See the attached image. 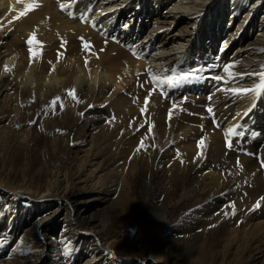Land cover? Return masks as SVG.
Masks as SVG:
<instances>
[{
    "label": "rangeland",
    "instance_id": "rangeland-1",
    "mask_svg": "<svg viewBox=\"0 0 264 264\" xmlns=\"http://www.w3.org/2000/svg\"><path fill=\"white\" fill-rule=\"evenodd\" d=\"M193 19L183 18L189 21L185 23L187 27L194 23ZM225 22L227 24L228 20ZM204 25L202 22L200 27ZM209 29L218 42L212 43L206 38V46L200 54L176 70L200 69L199 78L169 88L167 98L139 72L119 83L120 89L107 93L106 97L84 99L76 94L79 103L62 100V108L69 116L67 121L58 120L55 126L45 127L34 118V123L27 126L16 121L13 98L19 91L8 89L0 96V183L14 189L23 187L41 192L49 184L46 169H58L66 175L57 186L67 189L73 198H88L108 191L104 203L86 211L87 224L85 221L76 224L81 229L98 230L100 241L118 252L140 256L133 261L119 254L114 258L119 264H150L148 257L169 245L179 264H250L257 250L256 242L264 237V208L241 216L243 224H220L205 241L210 203L222 194H227L226 200H221L224 205L237 199L243 201V198L236 192V181L221 172V178L228 180L217 195L205 191L203 184L202 188L192 190L190 180L194 171L202 168V158L211 147L217 148L222 156L252 155L251 158L260 160L261 153L253 142L262 137L263 131L259 125L251 124L250 134L246 136L241 122L255 110L264 109V89L259 95H236L227 91L235 87L251 88L259 80L255 76L230 79L224 68L233 65L234 73L260 71L264 67V43L252 41L238 51L232 36L224 33L226 26L213 25ZM1 40V47L12 46V37ZM216 76L222 80L214 79ZM54 92L35 99L24 91L25 108L50 111ZM222 94L238 96L236 106H243L215 118L211 115L213 110L207 111L209 96ZM154 101L159 104L158 109L152 107ZM56 106H61L60 102L54 108ZM234 120L240 122L233 125ZM214 122L220 127H214ZM234 126L244 135L232 136L229 149L225 147L224 132ZM214 133H218L215 143L212 141ZM202 138L205 146L200 148L198 142ZM141 140L143 147L136 151ZM201 152L202 155H198ZM189 156L202 162L190 168ZM43 160L45 169L39 170ZM162 168L167 169V174L170 170L173 174H184L183 181L173 184L172 194L165 195L169 186L160 175ZM245 195L243 192V197ZM260 195H264V191L258 199ZM1 202L0 199V205ZM24 206L27 210L21 217L11 221L5 210L0 211V264H98L90 259L86 247L71 238L76 231L63 220L69 219L74 225L72 219L83 204H78L75 210L69 208L65 214L56 212V219L51 218L54 223L38 236L34 208ZM259 264H264V260Z\"/></svg>",
    "mask_w": 264,
    "mask_h": 264
},
{
    "label": "bare ground",
    "instance_id": "bare-ground-1",
    "mask_svg": "<svg viewBox=\"0 0 264 264\" xmlns=\"http://www.w3.org/2000/svg\"><path fill=\"white\" fill-rule=\"evenodd\" d=\"M60 2L70 3V6L61 10ZM32 4L39 6L26 15H19L26 6ZM183 18H194L195 21L187 27L185 23L189 21ZM225 20H228L227 24ZM202 22H205L204 28L200 27ZM213 25L226 26L224 33L232 36L237 50L241 51L243 45L252 41L264 43V0H0V96L5 95L10 88L18 90V95L13 98L18 115L16 121L28 126L35 118L40 126L53 127L58 120H68L66 110L61 106L48 112L25 108L24 91L35 99L45 98L47 93L55 91L52 99L59 96L69 103L71 97L67 93L72 89L75 95L84 99L106 97L107 93L120 89L119 83L139 72L149 80L148 70L157 75H171L170 70H177L182 63L200 54L206 46V38L212 43L218 42V38L213 37L209 29ZM146 28L150 29L146 31ZM6 36L12 37V46L5 49L1 47V38ZM30 36H34L31 46L26 43ZM81 37L84 38L83 42L90 45L89 50L82 48ZM62 42H66L63 47ZM29 47L33 50L32 54ZM233 59L236 58H230ZM85 60L88 61L87 66ZM237 97L226 94L209 96L208 102L214 111L211 115L219 118L234 107L243 106H236L239 102ZM158 105L154 101L152 107L158 109ZM161 106L165 107L164 103ZM238 123L234 120L233 125ZM251 124L259 125L263 131L262 137L253 142L261 153L260 160L251 158L252 155L222 156L217 148L211 147L210 152L202 158V168L196 169L190 180L192 190L203 187L205 191L217 195L223 191L228 180L221 178L223 173L236 181V192L243 198V201L237 199L224 205L221 200L227 194H222L218 195V200L210 203L207 214L209 221L204 231L205 241L213 236L220 224H243L241 216L264 208V195L258 199V195L264 191V166L260 168L264 163V109L259 112L255 110L243 119L241 127L246 136L250 134ZM217 134L212 136L213 143L217 141ZM187 159L190 168L202 162L193 156ZM44 166L45 160L40 162L38 169L42 170ZM161 170L160 175L169 186L165 195L169 192L172 194L173 184L183 181L184 174H173V170L167 174L166 168ZM46 171L49 184L46 182L48 188L45 191L23 187L14 189L0 183V211L5 210L11 221L20 218L27 210L24 205L33 207L32 213L37 217L35 232L38 236L54 223L51 218L56 219V212L65 214L69 208L75 210L81 203L83 206L72 219L74 225L69 219H63L70 229L76 231L71 238L76 244L86 247L90 259H95L98 264H119L114 258L122 252L103 244L98 237V230L81 229L76 224L83 221L87 224L86 211L104 203L108 191L88 198H73L67 189L57 186L66 174L58 169ZM243 192H246L245 197ZM257 203L260 205L258 208L255 207ZM256 243L257 250L250 264H259L264 260V237ZM123 256L133 261L140 257L135 253ZM147 261L150 264H179L174 258L171 245L148 257Z\"/></svg>",
    "mask_w": 264,
    "mask_h": 264
},
{
    "label": "snow or ice",
    "instance_id": "snow-or-ice-1",
    "mask_svg": "<svg viewBox=\"0 0 264 264\" xmlns=\"http://www.w3.org/2000/svg\"><path fill=\"white\" fill-rule=\"evenodd\" d=\"M59 2V0H58ZM71 2V0H70ZM38 4H32V5H28L26 6L25 10L23 13H20V16L26 15L29 11L34 10L35 7H38ZM70 6V3H63L60 2V8L61 10H66L68 7ZM82 41V48L84 50H89L90 45L87 42H83L84 38L81 37L80 38ZM33 40H34V36H30V38L26 41V43L31 46L33 44ZM64 43L66 42H62L61 47H63ZM32 48L29 47V52L30 54H32ZM58 56H59V52H58ZM88 61L85 60V65L87 66ZM233 67V65H229L226 66L224 68V72L227 73L228 77L231 78H235L236 76H255L258 78L259 82L255 83L253 87L251 88H245V87H235V88H229L226 89L227 91L236 94V95H246L249 93H252L254 95H259L261 94V90L264 89V67L261 68L260 71L258 72H248V73H234L231 71V68ZM5 70H7V68H5ZM171 71V75H157V74H153L151 70H148V74L150 76V80L153 84V88H160L161 89V95L165 96L167 98V88H172L175 87L177 85H179L180 83L184 82V81H188L191 79H197L199 78V72L200 69H190L188 72H177L175 69L170 70ZM214 79L216 80H222V77L220 76H216L214 77ZM67 95L69 97H71L72 100L76 101L77 103L81 102L79 101L78 97L75 95V90H69ZM57 102H60L61 107H63V101L61 100V97L57 96L55 97L51 102V106H53V110L54 106L57 104ZM145 103H147V99L145 101ZM45 111H47V108L45 109ZM208 112H212L211 108L207 109ZM143 112V109H142ZM29 123H34V121H30ZM141 127H143V125H141ZM214 127L219 128L220 125L218 123L214 122ZM150 131V129H149ZM237 135H244V133L242 132H237L235 126L228 128L225 132H224V136H225V147L226 148H231L232 147V140L231 137L232 136H237ZM205 146V140L204 138H202L199 142H198V147L203 148ZM143 147V140H141L140 145L138 146V148L136 149V151H139L140 148ZM198 155H202L201 153H198ZM237 165H239V161H237ZM262 166H264V163H262ZM259 203H257L255 205V207H259Z\"/></svg>",
    "mask_w": 264,
    "mask_h": 264
}]
</instances>
